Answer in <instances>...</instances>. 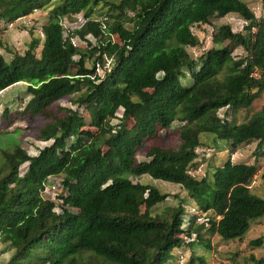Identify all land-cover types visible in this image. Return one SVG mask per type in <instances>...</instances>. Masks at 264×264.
Here are the masks:
<instances>
[{"label":"trees","instance_id":"1","mask_svg":"<svg viewBox=\"0 0 264 264\" xmlns=\"http://www.w3.org/2000/svg\"><path fill=\"white\" fill-rule=\"evenodd\" d=\"M102 4L103 19L97 20L94 9ZM37 9L48 14L39 50L34 37L10 60L0 54V90L25 82L29 99L20 114L27 115L26 127L35 128L38 140H51L36 155L15 138L0 144V242L11 250L5 264H178L174 249L184 245L182 233L191 238L188 245L198 238L206 249L204 231L223 241L243 238L264 215V198L249 186L256 162L227 159L201 178L190 167L203 133L229 141L231 152L255 140L256 157L264 155V104L240 123L218 115L222 107L249 108L264 91V43L252 32L256 27L264 33V19L242 0H0V20L12 22ZM79 13L84 22L64 36L62 19ZM228 13L247 21L245 33L222 24L212 35L213 46L191 57L187 47L198 44L192 27ZM71 35L96 39L89 53L98 51L100 63L104 55L113 59L104 76L86 66L89 55ZM239 46L247 54L235 58ZM185 71L190 84L181 81ZM63 97L76 108L52 104ZM85 105L97 108V119L90 118L94 131L83 127L79 108ZM120 107V122L110 124ZM130 117L134 123L127 128ZM175 120L176 146L152 145L147 159L137 160L144 140ZM143 174L181 185L198 209L209 212L207 221L198 223L192 215L184 230L181 200L163 215L153 213L167 194L132 180ZM51 176L61 178L66 193L57 195L60 213L51 194L42 191ZM249 244L259 246L262 238ZM249 259L244 264H264V258ZM187 263L206 264L192 255Z\"/></svg>","mask_w":264,"mask_h":264},{"label":"rangeland","instance_id":"2","mask_svg":"<svg viewBox=\"0 0 264 264\" xmlns=\"http://www.w3.org/2000/svg\"><path fill=\"white\" fill-rule=\"evenodd\" d=\"M249 8L254 12L258 19H264V0H242ZM106 6L104 4L99 5L94 9L95 13L93 17L97 20L103 19ZM47 9L34 10L27 16H21L16 18L12 22L0 20V54L4 56L6 60H10L15 53H23L29 46L32 38H36L39 41L37 51L41 46L43 40L42 26L47 21ZM84 17L81 13L72 15V18L64 17L62 19V25L65 29L64 36L69 34V30L81 26L84 22ZM228 23L235 32L245 33L243 26L247 23L246 20L241 18L237 13H228L223 17H212L208 24H200L192 27V32L198 38V44L194 47H187V50L191 57L194 59L199 58L207 49L213 46L212 35L217 27L222 24ZM131 23H126V26H130ZM254 36L264 43V33L261 34L257 31V28L252 29ZM112 40L118 41L113 35ZM71 41L81 50L85 51L89 58L86 61V66L91 68L96 66V62L99 65V71L97 74L103 75L111 68L113 59L107 55L103 56V62L100 63L97 60L99 54L98 51L89 53L92 46L97 44V40L93 39L91 35L80 38L77 35H71ZM89 42V43H88ZM227 41L223 42L226 44ZM264 45V44H262ZM259 45L257 51L260 50ZM247 54V51L242 47H235L232 55L235 58L243 57ZM74 59L78 58V55L73 56ZM199 64V59L197 60ZM74 73L75 68H71ZM185 76L181 81L184 84H190L189 73L185 71ZM256 73L258 71L256 70ZM102 76V78H103ZM85 88V86H83ZM29 99V95L26 92V83L19 81L14 84L0 90V144L6 139H13L19 141L21 147L27 151L30 155H36L38 150L42 147L49 145L51 140L42 141L38 140L35 136L36 130L32 127H26L27 115L20 114L24 110L25 104ZM54 106H70L76 108V105H72L67 97L57 99L52 103ZM264 104V91L256 98L251 106L247 109H238L232 111L229 107H222L218 110V115L227 121L234 120L236 123L244 122L251 115L252 112L259 109ZM5 109L7 110L5 115ZM97 108H90L89 106H82L79 108V112L83 115L85 124L84 129L94 131L95 125L91 122V119L96 120ZM123 109L120 107L116 111V117L111 119L110 124L115 125L120 122ZM60 113V111H59ZM91 118V119H90ZM132 117L127 119V128H130L134 121ZM180 122L175 120L168 128H159L153 136L147 137L142 146L136 152V159L141 161L147 159L146 152L150 146L156 145L161 147H175L178 143V127ZM19 128L21 131L16 132ZM9 133V134H8ZM10 137V138H9ZM201 144L196 149L197 157L195 163L190 167V172L197 178H201L207 173H211L213 168L222 165L227 159H231L232 162H246L257 164L256 174L250 181L251 191L264 198V155L256 157V145L257 141H250L248 143L241 144L235 152L230 151L229 141L218 139L215 135L203 133L200 136ZM264 151V145H263ZM27 168V162L20 165L18 172L19 175H23ZM61 178L51 176L45 182L42 191L49 192L52 199L56 202L54 210L58 213L62 211L60 205V198L58 196H64L66 193L61 189ZM134 182H141L149 185H153L158 188L162 193L167 194L164 201L156 205L153 209V213L159 212L163 215V209L168 206H175L180 200L184 204L185 214L183 215L182 228L185 230L188 227L189 219L192 215L197 216L196 222H206L207 214L198 209L195 202L188 197L185 189L176 183L154 179L148 174H143L138 177L132 178ZM58 195V196H57ZM73 212L77 210L73 207H67ZM144 210V205L141 207ZM204 239L210 243V248L206 249L203 243L198 242V238L192 236L195 243L188 245L187 241L191 240L185 236V233L180 234L184 238V245L180 248L174 249V260L178 264H188L187 260L190 256H202L206 264H244L250 263V255H253L256 259L264 258V215L251 223L250 228L244 234L241 239H234L229 241L221 240L214 233L204 231ZM262 238V244L259 246H253L249 244L250 240L256 238ZM11 250L7 244L0 242V264H5L9 258ZM197 260V259H195ZM198 263V262H197ZM196 263V264H197Z\"/></svg>","mask_w":264,"mask_h":264},{"label":"built area","instance_id":"3","mask_svg":"<svg viewBox=\"0 0 264 264\" xmlns=\"http://www.w3.org/2000/svg\"><path fill=\"white\" fill-rule=\"evenodd\" d=\"M99 71V65L98 62H96V66H95V74H97V72ZM95 75H92L91 78H93Z\"/></svg>","mask_w":264,"mask_h":264}]
</instances>
